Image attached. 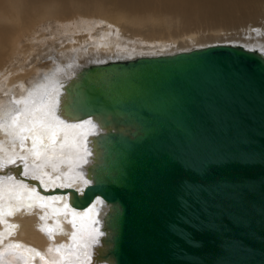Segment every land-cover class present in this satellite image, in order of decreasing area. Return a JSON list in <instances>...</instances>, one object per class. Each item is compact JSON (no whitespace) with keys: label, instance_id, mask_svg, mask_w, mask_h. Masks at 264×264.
<instances>
[{"label":"water","instance_id":"95a60500","mask_svg":"<svg viewBox=\"0 0 264 264\" xmlns=\"http://www.w3.org/2000/svg\"><path fill=\"white\" fill-rule=\"evenodd\" d=\"M65 88L67 116L115 129L98 137L82 192L41 190L111 204L103 258L264 264L263 54L216 45L92 64Z\"/></svg>","mask_w":264,"mask_h":264},{"label":"bare ground","instance_id":"6f19581e","mask_svg":"<svg viewBox=\"0 0 264 264\" xmlns=\"http://www.w3.org/2000/svg\"><path fill=\"white\" fill-rule=\"evenodd\" d=\"M206 21L232 28L226 37L249 25L264 34V0H0V264H115L101 256L111 204L96 197L76 208L69 193L41 190L82 192L97 139L112 129L67 116L65 87L89 65L173 55L188 42L264 55V37L249 34L198 44L206 37L191 27Z\"/></svg>","mask_w":264,"mask_h":264},{"label":"rangeland","instance_id":"374dc122","mask_svg":"<svg viewBox=\"0 0 264 264\" xmlns=\"http://www.w3.org/2000/svg\"><path fill=\"white\" fill-rule=\"evenodd\" d=\"M4 2H7L9 0H2ZM158 14V13H157ZM153 15V17L155 16V13L154 14H151ZM162 23H165V21H163ZM192 29V32L194 34H197L198 35H201L203 37H206V39H202V40H198V44H201V45H205V44H212L214 42H217L219 40H217L214 36H215V33L217 32H220L219 33V38L220 39V42L216 43V44H219V43H224V42H229V41H234L236 40L237 38H242V37H246L248 34L249 36L251 37H254V36H259V37H264V34H263V29L259 26V27H253L252 25H249L247 30L245 31L244 34H241V35H236V37H226L228 32H231V29L232 28H225L224 26H222V24L220 23H211L210 21H206L204 22L201 26L199 27H194L192 26L191 27ZM256 32H258V34H256ZM222 33V34H221ZM226 33V34H225ZM224 34V35H223ZM210 35V36H209ZM214 35V36H213ZM226 37V38H224ZM239 44H243V43H238ZM220 45H226V44H220ZM232 45V44H231ZM212 46V45H211ZM198 46L197 43H192V42H188L187 45H184V46H178L177 49H179V51L177 52H181V51H184L186 50H194V49H197ZM206 47V46H205ZM208 47V46H207ZM249 49H252V48H249ZM170 51H173L172 49L169 48ZM168 52H164L163 54H166ZM264 53V52H263Z\"/></svg>","mask_w":264,"mask_h":264},{"label":"snow or ice","instance_id":"6c2138e0","mask_svg":"<svg viewBox=\"0 0 264 264\" xmlns=\"http://www.w3.org/2000/svg\"><path fill=\"white\" fill-rule=\"evenodd\" d=\"M81 123H91L90 121H82ZM13 163H15V161H13ZM0 167H3L2 164H0ZM24 175H27V173H24ZM33 179H36L37 177H32ZM4 179V177H0V180ZM87 211V210H86ZM73 227H75L76 225L73 223L72 225Z\"/></svg>","mask_w":264,"mask_h":264}]
</instances>
